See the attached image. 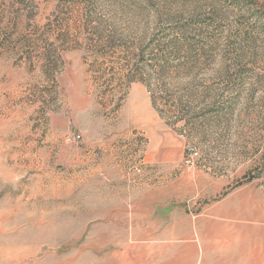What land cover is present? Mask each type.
I'll return each mask as SVG.
<instances>
[{"label":"rangeland","instance_id":"374dc122","mask_svg":"<svg viewBox=\"0 0 264 264\" xmlns=\"http://www.w3.org/2000/svg\"><path fill=\"white\" fill-rule=\"evenodd\" d=\"M0 264H264V0H0Z\"/></svg>","mask_w":264,"mask_h":264}]
</instances>
